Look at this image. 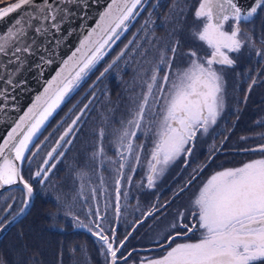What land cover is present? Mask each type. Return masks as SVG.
<instances>
[{
  "label": "snow or ice",
  "instance_id": "1",
  "mask_svg": "<svg viewBox=\"0 0 264 264\" xmlns=\"http://www.w3.org/2000/svg\"><path fill=\"white\" fill-rule=\"evenodd\" d=\"M0 3L5 4L0 7V20L24 9L6 34L0 35V57L5 58L0 59V118L7 122L10 112L20 110L11 103L16 99L13 93L26 83L16 77L30 57L41 50L49 52L44 41L51 43L50 36L60 44L63 37L57 39L55 34L61 32L62 25L74 15L72 7L80 6L81 0ZM190 7V0H171L170 4L161 0H109L95 26L62 60L63 66L45 82L43 92L31 106L12 120L10 131L0 142V235L32 207L35 186L51 183L57 165L91 119L96 83L69 109L73 113L70 123L63 127L62 120L57 125L63 130L43 159L37 160L53 137V133L43 135L50 119L70 102L101 62L107 66L97 81L121 63L131 66V61L135 64L134 75L123 111L116 104L101 114L90 133V151L85 153L82 165H74L73 188L63 196L56 195L61 211L50 213V217L54 221L61 215L70 218L74 230L92 236L102 264H264V132L241 137L243 141H261L241 152L260 155L237 167L215 171L198 189L189 207L177 210L151 246L127 247L133 233L145 221L165 216L215 153L222 150L230 130L217 129L227 110L226 70L237 66L233 54L238 56L246 50L258 65L246 69L242 76L241 82L247 84L244 102L258 83H264V30H256V18L264 17V0H252L248 7H243L240 0H199L193 12L199 28L193 27L190 32L206 47V54L192 48L180 51L183 45L177 33L183 30ZM163 8L167 12L157 24L155 17ZM146 9L131 39L110 62L105 61ZM245 24L253 27L246 29ZM157 28H163L167 35L158 36ZM180 56L185 58L183 66L176 64ZM39 60L37 67L53 63L45 55H39ZM108 103L112 104L110 98ZM256 123L264 127V121ZM221 136L224 139L217 144ZM204 137L213 139L209 159L192 168L189 178L164 200L159 188L164 175L177 161L184 168L190 167L194 149ZM138 173L140 179L134 181ZM144 190L155 196L147 206L136 195ZM16 191L19 196L14 194ZM129 214L135 218L120 239L118 230L124 227L121 221ZM193 235L197 236L195 240ZM77 251L91 260L83 245L70 247L69 255L75 258ZM0 264L8 261L0 258ZM58 264H63V251L58 254Z\"/></svg>",
  "mask_w": 264,
  "mask_h": 264
},
{
  "label": "flooded vegetation",
  "instance_id": "2",
  "mask_svg": "<svg viewBox=\"0 0 264 264\" xmlns=\"http://www.w3.org/2000/svg\"><path fill=\"white\" fill-rule=\"evenodd\" d=\"M151 2V0H150ZM147 14V9L145 10L144 13L141 14V17L138 18L135 27H133V32H135L136 28L140 27V23L142 22V19L146 16ZM127 35L121 38L119 42V49L118 52L124 47L125 44H127ZM116 52V51H115ZM117 52V53H118ZM115 53V54H117ZM114 54V53H113ZM109 57L107 62L111 61V58ZM106 63L103 62L99 68L91 75V77L88 79L87 83L83 84V86L79 89V92L75 93V95L72 97L70 102H67L65 104L66 106L63 108V111L57 113L55 116V119L49 123L47 126V130L44 132V136H47L49 133H53V137L47 142L46 146L42 149L40 152L39 156L35 159L40 160L43 159L45 152L50 149L53 144L56 136L63 130V127H57L58 124L63 120L65 123V120L68 119L69 114L72 115L73 113L69 112V109H72L73 105L77 103V101L81 100L82 97H85L86 93L90 90L89 86L93 84V82L96 83L97 86V91H96V99H99V94L101 95V90L105 88L106 86H110V80L106 79L108 78V75L112 70H110L105 77L102 79V81H97V76H99L100 72L103 71V68L106 67ZM264 93V91H263ZM91 98V97H89ZM94 100V101H95ZM259 104L262 106L261 111L259 112H254L252 114L245 113L242 114L241 112H235L231 111L232 107L235 108L237 103L232 100L231 103H235L234 105H227V110L225 112V117L223 121L220 123L217 132L223 131L225 129L230 130L227 135L228 139L224 142L223 148L221 151L215 153L214 158L212 161L208 164V167L204 169V171L198 176L197 180L193 183V185L190 187L189 190H187L185 193L181 194L180 198L175 200L171 206L168 208L167 213L165 216H161L158 220H149L145 221L142 226H140L136 232L133 233L132 237L129 239V242L127 244V247L129 249L136 248V249H144L146 247L151 246L152 241L154 238L157 236L158 233H161L162 230L166 228V226L169 224V222L172 220L174 215L176 214L177 210L184 209L189 207L190 202L196 195L198 189L202 186V184L207 181V179L210 178V176L215 172L220 170L221 167H237L244 163L247 160H251L256 158L259 153H254V154H248L241 152V149L251 147V142L248 144L245 143V141L241 140L242 136H253L255 133L259 132H264V127L259 126L256 122L257 120L259 121H264V94L263 96H260L259 99ZM75 111V110H74ZM63 123V124H64ZM67 127V126H66ZM55 130V131H54ZM43 139V137H41ZM223 136L220 137L219 140L216 141L217 144L220 143L221 140H223ZM76 140V139H75ZM250 139L249 141H251ZM258 140H255L254 143H257ZM75 143V141H74ZM213 143V139L211 137H204L201 141H199L198 144H201L203 152H209L210 150V145ZM74 145V144H73ZM72 145V146H73ZM69 150L66 152V155L70 151L71 147ZM202 156H199L197 159H193L192 164L188 168H184L183 164L181 161H177V163L172 166L164 175L163 179L160 182L159 188L161 191V194L163 195V199L166 200L172 195L171 190H175L178 185H181L184 180L189 178V173H191L192 168L197 167L198 165H203L205 161L203 160V153H201ZM65 157L62 159L61 163L57 165V170H54L56 173L57 171H60L61 173L58 174L57 180H56V190L62 189L64 192L61 193V196H63L64 193H66L67 189H72V185L69 186H63L65 183L66 177L64 176L65 170L68 167H71L69 164L67 167L64 165L65 163ZM209 159V158H208ZM207 159V160H208ZM206 160V161H207ZM73 166V164H71ZM33 168H35V165H32ZM72 168V167H71ZM63 173V176H62ZM140 173H138L134 179L139 180L140 179ZM25 176L27 178L28 176V171L27 167L25 169ZM53 178L51 177V183L47 184L43 187L41 186H35L37 188V192H40L39 188H46L48 185L53 184ZM54 186V189H55ZM36 192L33 205L29 212L21 218L18 222H16L10 230L5 234V236L0 240V244L5 241L4 243V248L5 249V254L4 256H7V259L9 260V264H15L13 261L17 260L16 258L13 257L12 255V245L19 241L20 235L24 233V238L26 242L30 241L33 238V232H37L36 225L37 223V218L43 217L41 216L44 211H47L49 213V209H52V207H57V203L53 202V200L50 197H47V194H38ZM146 194V197L144 195ZM16 196H19L20 193L16 191L14 193ZM136 195L139 196L140 201L142 202L143 205L147 206L151 201L155 199V196L152 192L148 190H144L141 192L136 193ZM163 202V200H162ZM134 203V201H133ZM37 204V206H35ZM35 206V207H34ZM35 214V215H34ZM135 217L133 216V219ZM51 219H48L50 221ZM60 221H63V218H60ZM68 224H62L61 229L64 231L63 234H60L57 230L56 233L53 235V237L57 240H59L60 248L61 251H63V257H67L66 255V246H70L72 243L71 241L74 240V237L76 236L77 233L79 232H84L83 230H74L73 227H70ZM124 225V223L122 222ZM42 227L38 229V232H44L43 224H40ZM128 228L126 225L124 227L120 228L118 230V235L120 239H123V233L124 230ZM60 229V231H61ZM55 229L51 228L50 231H53ZM62 232V231H61ZM86 233V232H85ZM59 235V236H57ZM87 239L89 241V246H87V252L92 258L93 264H102V261L98 260L95 258L94 252H92L91 248V242L94 241V238L87 234ZM197 236L193 235L192 239L195 240ZM70 243V244H69ZM58 246V247H59ZM59 254V251L56 250V256ZM141 255H147L149 253L146 252H141ZM6 259V257H5Z\"/></svg>",
  "mask_w": 264,
  "mask_h": 264
},
{
  "label": "rangeland",
  "instance_id": "3",
  "mask_svg": "<svg viewBox=\"0 0 264 264\" xmlns=\"http://www.w3.org/2000/svg\"><path fill=\"white\" fill-rule=\"evenodd\" d=\"M161 2L170 4L171 0H161ZM190 3H191V7L188 9L187 15L183 21V30L177 33V37L183 45L182 48L180 49V51L186 52L188 49L192 48V49H196L201 54H206L207 53L206 47L201 42L196 41L192 37L191 32H190V30L193 29V27L199 28V22L194 19V15H193L194 9L198 6L199 0H190ZM166 12H167V8H163L160 10V14L155 17L157 24L160 23L161 17ZM168 27H172V25L169 24ZM156 32H157L158 36H166L167 35V33L164 31L163 28H157ZM131 33H133V28H130L129 32L125 33L124 36L127 35V38L129 40V39H131ZM119 42H117L116 45L113 46L112 51L109 53L108 57H105V60H107L111 56L113 57V55H115V53L118 52V49L120 46ZM233 55H234V58L237 59V66L235 69L226 70V79L228 82L227 105L228 106L234 105L235 103L229 104L233 100L237 103V105L235 108L232 107L231 111L241 112L242 114H245V113L252 114L254 112H259V111H261L262 106L261 105L255 106L253 110L251 108H249V105H251V103H250L251 99H248V101H246L247 102V104H246V102H244L245 94L244 93L242 94L241 87H239L240 85H242L241 80H242V76H243L245 70L246 69H255L256 67H258V65L256 64V62L254 60H252L249 57L246 50L243 51L238 56L236 54H233ZM184 60H185V58L183 56H180L177 58L176 64L183 66ZM102 63L103 62H101V64ZM129 63L131 66H125L123 63H121L118 67H114V69L110 72V74L108 75V78L106 79V81L110 80V82H112V84L110 83V86H106L105 88H103L100 92L101 95L99 94V96H98L99 99L94 101L95 109L92 111V113H90L91 119H88L87 123L83 126L82 132L78 135V138L75 140L74 145L71 147L70 151L68 152V154L65 157V163L66 164L64 166L67 167V165L69 164L72 168L71 167L66 168L64 176L67 179V180H65V182H67V183H65L63 186L67 187L69 185H72V187H73L74 165H82L84 162V159H85V153L87 151H90L89 142L92 139L90 133H91L93 128L97 127L101 114L104 113L106 111V109H108L109 107H112L116 104H119L120 110L123 111L124 105L127 103V96L129 94L131 81H132L133 75H134L133 69L135 68V64H132L131 61H129ZM100 65L97 66V69L99 68ZM251 74L252 73H249V75H251ZM91 75H90V77H91ZM257 85H260V86H257ZM257 85L255 86V88L258 91V93H254L253 95H260L261 94L260 91L261 90L264 91V83H258ZM263 91H262V93H263ZM77 92H79V89L77 90ZM105 93H107L108 96H106ZM263 94H262V96H263ZM235 96H237V97H235ZM109 98L112 101L111 105L108 103ZM253 101L255 102L254 98L252 99V102ZM65 104H67V102ZM65 104L61 107V109H59V111L57 113L63 111V108L66 106ZM247 107H248V110L245 111V108H247ZM72 115L69 114V117L67 120H65L63 127H66L67 124L70 123V118ZM55 117L56 116H54L50 120L49 123H51L55 119ZM257 121H259V120H257ZM49 123H48V125H49ZM253 141H255V139H252L251 141H249V140L245 141V143L248 144L249 142L252 143ZM259 142H261V141H257V143H259ZM198 143L196 145V148L194 149V155L191 159L192 160L197 159L199 156H202L201 153H203V160L206 161L209 158V152H207V151L203 152L201 144H198ZM254 144L255 143H252L251 145H254ZM71 164H73V166ZM59 173H61V172L57 171L52 176L53 181H54L53 184L48 185L46 188L40 187L39 188L40 192H37L38 194L48 193L47 197H50L53 200V202H55V203H57V201L55 199L56 195L57 194L61 195V193L64 192L62 189L56 190L55 185L58 184V183H56V180H57ZM105 175H107V173H105ZM62 176H63V173H62ZM134 181H135V179H134ZM109 184H111V182H109ZM54 186H55V189H54ZM69 190H70V188L66 190V193ZM144 195L146 197L145 193H144ZM35 206H37V204ZM60 211H61V209L58 206L52 207V209H49V213L47 211H44V213L41 214V216H43V217H39L36 220L38 225H36L35 230H37V232H33V238L30 241L26 242L24 235H23L24 233H22V235H20V238H19L20 240L17 241L16 243H14L11 247L12 252H13L12 255L14 258L17 259L16 261L15 260L13 261L15 264H58V255L56 256V250L59 251V253L61 252V248L59 246L60 242H59V240L56 241V239L53 237V235L56 233V230L60 234L64 233V231L61 229L62 224L65 225V224L70 223L69 225H70V227H72L71 222H70V218L66 219L65 217H63L61 215V216H59V218L57 220L54 221L49 215L50 213L51 214H57ZM61 217L63 218V221H60ZM48 219H51V220L48 221ZM132 220H133V215L129 214L126 217V219H123L121 221V223L123 222L124 225L129 227ZM40 224L44 225L43 226V228L45 229L44 232H38V229H40L42 227V225L40 226ZM53 225H55V226H53ZM51 228H53L55 230L49 232L48 230H50ZM60 229L62 232L60 231ZM57 236H59V235H57ZM87 238H88L87 233H85V232H79L76 234V236L74 237V240L70 242V243L73 242V244H71L70 246H68V245L66 246L67 257H63V264H93L92 258L90 261H87L84 258V254L81 253L80 251L76 252L75 258H73L69 255V248L72 246L83 245L87 250V246H89V241ZM90 245L92 248V252H94L95 258L102 261V258L100 257L98 250H97V244L94 241H92ZM5 257H6V260L9 261L7 259V256H4V258Z\"/></svg>",
  "mask_w": 264,
  "mask_h": 264
},
{
  "label": "water",
  "instance_id": "4",
  "mask_svg": "<svg viewBox=\"0 0 264 264\" xmlns=\"http://www.w3.org/2000/svg\"><path fill=\"white\" fill-rule=\"evenodd\" d=\"M108 2L109 0H81L80 6L72 7L74 15L62 25L61 32L55 34L57 39L63 37L60 44L57 45L55 39L50 36L48 39L52 41L51 43H48L47 40L44 41V44L48 47L49 52L45 53L41 50L37 56L29 58L27 66L23 72L16 77V79H22L26 81V83L23 87L18 88L13 93L16 99L11 102L12 104L18 106L20 110L19 112L14 110L10 112L9 120L7 122L0 118V142H2L6 133L10 131L12 120L19 115H23L27 108L31 106L35 97L43 92V89L46 86L45 82L52 79L55 73L59 71L60 67L63 66L62 60H66L72 52L75 51V49L79 46V42L83 38V35L86 34L87 30L91 27L95 26L99 14L103 11ZM85 3L88 5L87 8L83 6ZM251 3L252 0H240V4L243 7H248ZM23 11L24 9L18 10L17 12L11 13L9 16L0 20V35L6 34L7 30L12 27L14 20L18 18ZM85 13L87 14L86 16ZM29 35H32V33H29ZM39 55H45L46 57L52 59L53 63L51 65H42L41 67H37L38 64H41ZM0 59L5 58L0 57ZM58 111L59 109L57 112ZM27 213H25V215ZM25 215L20 216L18 221ZM10 228L0 235V240L5 236Z\"/></svg>",
  "mask_w": 264,
  "mask_h": 264
},
{
  "label": "trees",
  "instance_id": "5",
  "mask_svg": "<svg viewBox=\"0 0 264 264\" xmlns=\"http://www.w3.org/2000/svg\"><path fill=\"white\" fill-rule=\"evenodd\" d=\"M14 0H6V2H13ZM5 4H3V3H0V7H2V6H4ZM243 27H245L246 29H251L253 26L252 25H250V24H245V25H243ZM256 30L257 31H261V30H264V17H260V16H258L257 18H256ZM257 86H260V85H257ZM239 87H241V91H242V94L244 93L245 94V92H244V90L243 89H245L246 87H247V84L246 83H242V85H240ZM262 91L263 90H261L260 91V95H253L254 93H258V91L256 90V88L254 87L253 89H252V91H251V93H249L248 94V96H247V101H248V99H251V105H249V108H251L252 110L254 109V107L255 106H258V105H260L259 104V101H258V99H259V97L260 96H262ZM243 96V95H242ZM254 96V97H253ZM235 97H237V96H235ZM255 99V102L253 101L252 102V99ZM246 104H247V102H246ZM248 110V107L247 108H245V111H247ZM252 143H254V141L252 142ZM251 143V144H252ZM4 243H5V241H3L1 244H0V258H4V254H5V249H3L4 248ZM5 259V258H4Z\"/></svg>",
  "mask_w": 264,
  "mask_h": 264
}]
</instances>
